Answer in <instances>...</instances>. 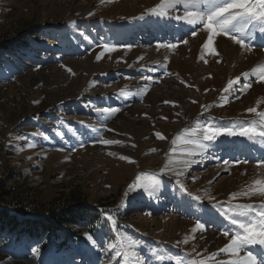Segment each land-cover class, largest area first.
Segmentation results:
<instances>
[{
    "label": "rangeland",
    "instance_id": "374dc122",
    "mask_svg": "<svg viewBox=\"0 0 264 264\" xmlns=\"http://www.w3.org/2000/svg\"><path fill=\"white\" fill-rule=\"evenodd\" d=\"M149 1L0 0V185L13 194L5 203L33 209L21 216L0 206L27 221L17 224L31 238L14 227L0 231V264H230L207 236L225 246L242 231L225 212L236 205H251L252 215L262 210L264 138L223 132L204 141L203 130H260L264 64L237 75L219 60L216 37L232 42L228 35L213 36L206 21L183 31L187 21L173 19L183 16V4L157 9L162 16L149 12L162 0ZM197 4L188 7L210 10ZM169 24H184L175 29L181 34H161ZM152 30L158 40L149 39ZM247 31L248 56L264 52L259 26ZM230 81L237 82L225 92ZM236 151L239 162H227ZM187 157L201 164L172 169ZM145 174L160 185L155 193L134 187ZM68 211L82 219L60 226L59 236L39 237L28 223ZM197 223L204 228L193 231Z\"/></svg>",
    "mask_w": 264,
    "mask_h": 264
},
{
    "label": "snow or ice",
    "instance_id": "6c2138e0",
    "mask_svg": "<svg viewBox=\"0 0 264 264\" xmlns=\"http://www.w3.org/2000/svg\"><path fill=\"white\" fill-rule=\"evenodd\" d=\"M201 2V0H162V3L157 5L156 8L149 9V12L156 13L157 15H166L165 12L161 11L157 13V9L165 8H174L177 5L183 4L186 6V12L183 19L187 21L189 25L197 24L198 22L206 21V27L212 30V35H220L221 33L228 35L229 38L235 41L236 44L241 47L245 46L244 37L248 35V26L249 25H258L259 31L264 33V0H221L219 4H214L213 0H203V2L210 5V10L205 14L198 11H188L187 6L190 4H196ZM176 19H182L181 17H176ZM213 22L218 26V31L213 28ZM175 47V45H170ZM212 46V37L210 36L208 42L204 44L205 48H211ZM108 51H112L108 45H104ZM99 59V57H98ZM248 73H245L244 76H247ZM264 80V77H261ZM237 81H230L228 88L224 91L228 92L234 83ZM251 85H246L250 87ZM112 111H118V109H113ZM256 108H249L248 112L255 113ZM260 117V130L258 131L256 127H243L238 131L229 128L224 130L213 129L211 127L205 128L203 140L212 141L216 136L221 135L223 132H227L229 135H240L253 139L256 136L264 138V113L258 114ZM253 124L255 121L252 122ZM157 136L163 139V136L157 133ZM105 143H110L105 141ZM175 143V141H173ZM186 143H196L200 149L207 147L206 144L200 141H186ZM29 147H35L34 144H29ZM154 151V150H153ZM163 171V170H162ZM178 175L181 173H177ZM146 182L143 184L134 185V187L142 188L144 191L149 193H155L160 188V185L156 182L153 177H148L145 174ZM137 181L141 180L140 176H137ZM256 184H260L261 181H255ZM183 188V185H181ZM264 191V189H262ZM198 199V197H196ZM252 209L251 205H236L231 209V213L225 212L224 215L230 220L232 225H235L241 232H237L234 236L231 237V243L226 244L223 248L220 249V252H226L230 255L237 256L238 258L234 261H231L230 264H264V205H262V210L255 215L251 214ZM244 217V219H241ZM108 219H112L109 216ZM115 224V221H113ZM204 225L197 223L195 226L196 229H203ZM225 236H228L227 231L224 232ZM91 239V237H89ZM187 242V241H185ZM259 245L261 251L257 254L248 252L245 257H240L239 253L244 248L245 245ZM131 247V245H130ZM117 256L121 253H117ZM177 264H183L182 261L177 260ZM192 264H204L203 261L192 262Z\"/></svg>",
    "mask_w": 264,
    "mask_h": 264
},
{
    "label": "bare ground",
    "instance_id": "6f19581e",
    "mask_svg": "<svg viewBox=\"0 0 264 264\" xmlns=\"http://www.w3.org/2000/svg\"><path fill=\"white\" fill-rule=\"evenodd\" d=\"M158 1L159 0H151V2L149 1L146 4L150 5L152 3H158ZM215 1L218 2L219 0H215ZM136 2H137V0H136ZM196 4H194L195 10H197V7H198V4H197V6H196ZM182 9L185 10V12H186V6L185 5L182 7ZM187 10L192 11V10H194V8L191 9V7L187 6ZM184 16H185V13L181 17L182 20L181 19L178 20L176 18H173V19H174V21H183V20L186 21L185 19H183ZM158 17H160V16H158ZM164 17H167V16H164ZM164 17H163V19H164ZM194 26L195 25H189L187 23L184 27V30H189L191 27H194ZM177 33H179V30H177ZM216 43L218 44L219 51H220L219 60H221V63L225 64V67L228 68L230 71H233L236 69L237 75L248 73L251 71V69L253 67H258V66L264 64V52H262V51L251 52L250 53L251 55L248 56L249 54H247L248 51H246V49H244L243 47H241L240 45L236 44L233 41L232 42L226 41L223 37H220V36L216 37ZM160 58H162V57L155 58L153 60V61H155L154 64H159V60H161ZM221 69H222V66L218 67L217 72H219ZM150 101H152L154 103V105H156L157 101H159V95L154 94L152 92V96L150 97ZM233 155H235V154H233ZM187 164H193V165L198 166L199 164H201V162H200V160H196V162H195V160H191L190 158H188V160H185L183 163L180 162V163L174 164L172 169L176 170V169H179L181 166L187 165ZM206 242H208V244L210 245V248H213L214 244L217 245L218 249L224 247V241L222 239L217 240V238L214 235L207 236ZM255 246L257 247V245H255ZM259 247H257L259 249L258 251H261V248H259ZM252 253H253V251H252ZM246 255H247V252H244L243 254H239V256L241 258L245 257ZM229 256H230L229 262L234 261L238 258L237 256H233L230 254H229Z\"/></svg>",
    "mask_w": 264,
    "mask_h": 264
},
{
    "label": "trees",
    "instance_id": "16d2710c",
    "mask_svg": "<svg viewBox=\"0 0 264 264\" xmlns=\"http://www.w3.org/2000/svg\"><path fill=\"white\" fill-rule=\"evenodd\" d=\"M13 194L9 190H7L5 187L0 185V206L2 204L7 205L11 211H13L15 214H19L21 216L26 215L29 211H32L33 209L28 207V208H22V204L19 203V201L15 202H8L5 203L4 201L7 199L12 198ZM54 219H49V220H39V222H36L33 224L32 222H28L32 224V227H34L35 230L40 229L41 232H38V236L40 237L41 235L47 236L48 234H54V235H60L57 234L58 229H60V226H65V225H75L79 219H82L77 212H64L59 215L53 216ZM24 223L27 222L26 220L19 221L15 215H10L7 211L4 209H0V231H7L9 227H14L15 230L18 232V237L21 235L23 238L25 236H30L28 235V230L23 229V227L20 229L22 225H19L17 223ZM0 232V233H1ZM37 232H32L31 235H36ZM5 238V237H4ZM22 238V239H23ZM37 238V235H36ZM19 238H17L18 240ZM31 239V238H30ZM16 240V241H17ZM3 242V241H2ZM33 248L38 250L36 244H32Z\"/></svg>",
    "mask_w": 264,
    "mask_h": 264
}]
</instances>
